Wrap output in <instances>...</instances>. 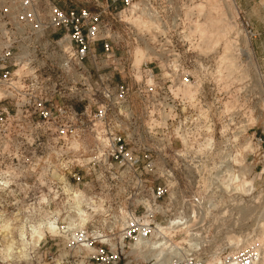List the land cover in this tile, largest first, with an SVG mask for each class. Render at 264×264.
Listing matches in <instances>:
<instances>
[{"label": "rangeland", "instance_id": "1", "mask_svg": "<svg viewBox=\"0 0 264 264\" xmlns=\"http://www.w3.org/2000/svg\"><path fill=\"white\" fill-rule=\"evenodd\" d=\"M242 1L243 7L239 0H160L168 25L151 36L191 60L193 80L217 121L219 147L213 157L156 156L155 172L142 169L136 185H173V193L203 185L201 193L214 203L203 207L201 218L169 228L182 204L165 198L152 206V241L164 255L146 259L136 249V233L128 232V217L142 211L133 189L110 178L103 184L98 173L85 171L93 143L25 141L16 128L12 141L0 142L2 264H161L171 256V263L192 256L202 264H224L240 249L257 251L258 264H264V0ZM245 134L263 138L260 145L253 142L249 157L243 153ZM151 145L138 143L140 149ZM236 146L241 151L233 156ZM175 160L185 166L167 175L163 169ZM72 170L90 185H68ZM208 185H218L214 196ZM106 253L116 259L107 261Z\"/></svg>", "mask_w": 264, "mask_h": 264}, {"label": "built area", "instance_id": "2", "mask_svg": "<svg viewBox=\"0 0 264 264\" xmlns=\"http://www.w3.org/2000/svg\"><path fill=\"white\" fill-rule=\"evenodd\" d=\"M159 1L0 0V142L12 141L17 128L25 141L93 143L85 171L98 173L103 184L110 178L133 189L142 211L128 217V232L136 233V249L145 255L163 250L152 241V206L165 198L179 201L183 208L171 215L178 220H169V228H178L177 221L200 219L214 198H205L203 185L180 193L172 192L173 185H136V175L142 169L154 173L156 156L213 157L219 147L217 121L193 80L191 60L172 43L168 49L151 39L152 31L168 25L167 6L160 9ZM142 141L152 145L140 149ZM244 142L249 157L253 142L260 145L263 138L245 134ZM238 150L230 149L233 156ZM180 166L175 160L163 170L173 175ZM71 183L90 185L75 170ZM207 188L214 196L218 185ZM172 258L161 264H173ZM259 261L253 249L224 257V264ZM178 264L202 262L186 256Z\"/></svg>", "mask_w": 264, "mask_h": 264}, {"label": "bare ground", "instance_id": "3", "mask_svg": "<svg viewBox=\"0 0 264 264\" xmlns=\"http://www.w3.org/2000/svg\"><path fill=\"white\" fill-rule=\"evenodd\" d=\"M39 233H40V231H39V232H36V234L40 235ZM40 240H41V239H40ZM103 242H105V241H103ZM154 245H157L159 248H161V246H162V245H160L159 243H157V244L154 243ZM235 246H236V245H235ZM161 249H162V248H161ZM156 254H159L160 259H158V260H161L162 255H164L162 250H160V251H158V252H156V253H153V252L150 251V253L144 255V257H146V259L154 260V261L156 262V260H157V259L155 258V255H156ZM263 260H264V257H263ZM173 264H178V261L174 262Z\"/></svg>", "mask_w": 264, "mask_h": 264}, {"label": "crops", "instance_id": "4", "mask_svg": "<svg viewBox=\"0 0 264 264\" xmlns=\"http://www.w3.org/2000/svg\"><path fill=\"white\" fill-rule=\"evenodd\" d=\"M239 1H240V7H243V1H242V0H239ZM248 1H249V0H245V1H244V2H245L244 5H247ZM245 9H246V6H245ZM246 11H247V10L244 11L245 14H246Z\"/></svg>", "mask_w": 264, "mask_h": 264}]
</instances>
